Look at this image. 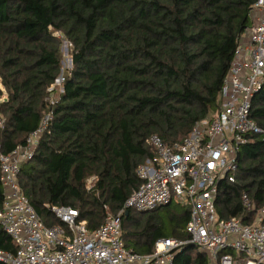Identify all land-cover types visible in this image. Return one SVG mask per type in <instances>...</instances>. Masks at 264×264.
<instances>
[{"label": "trees", "instance_id": "16d2710c", "mask_svg": "<svg viewBox=\"0 0 264 264\" xmlns=\"http://www.w3.org/2000/svg\"><path fill=\"white\" fill-rule=\"evenodd\" d=\"M257 0H0V154L24 144L52 111L33 157L18 175L23 193L47 225L62 224L51 206L79 209L96 230L118 214L140 186L137 170L155 151L148 138L181 142L220 108V93L240 38L252 25ZM58 32V34H56ZM73 66L63 92L49 103L62 73V43ZM2 95V94H1ZM251 118L264 127V82ZM238 151L236 180L218 187L221 218L264 207V135ZM1 176V169H0ZM97 178L88 191L85 179ZM253 202L248 210L242 202ZM4 188L0 177V209ZM190 210L178 202L121 216L126 247L141 254L160 238L190 239ZM0 248L16 245L0 224ZM0 264H5L0 261ZM173 264H209L188 243Z\"/></svg>", "mask_w": 264, "mask_h": 264}, {"label": "built area", "instance_id": "2783aa9c", "mask_svg": "<svg viewBox=\"0 0 264 264\" xmlns=\"http://www.w3.org/2000/svg\"><path fill=\"white\" fill-rule=\"evenodd\" d=\"M252 25L240 38L225 77L220 108L198 121L191 132L172 145L157 134L148 138L155 151L139 166L142 179L126 199L118 214L105 205L107 216L96 230L80 219L78 208L53 205L51 210L62 224L47 225L23 193L18 175L21 165L30 160L49 126L52 111L42 119L24 144L0 154L1 181L4 188L0 224L10 235L16 251L0 248L5 264H173L174 255L188 243L207 253L209 264H264V207L239 217L221 218L216 197L221 181L234 182L238 171V151L251 140V134H263L250 116L252 98L264 82V0L252 9ZM70 44V43H69ZM64 73L51 84V96L63 92ZM59 93V94H60ZM88 191L96 190L97 178L85 179ZM190 210L186 230L190 239L160 238L154 250L141 254L130 250L122 239L121 216L129 208L148 211L171 202ZM251 210L252 199L242 196Z\"/></svg>", "mask_w": 264, "mask_h": 264}, {"label": "rangeland", "instance_id": "374dc122", "mask_svg": "<svg viewBox=\"0 0 264 264\" xmlns=\"http://www.w3.org/2000/svg\"><path fill=\"white\" fill-rule=\"evenodd\" d=\"M58 34V32L56 33ZM59 35V34H58ZM73 66L72 57H71V47L70 44L63 39L62 43V72L65 74L67 70L71 69ZM0 87H2V84L0 82ZM59 91L56 93L54 92L51 96L59 95ZM2 94V95H1ZM7 97L6 92L3 91L0 93V101L5 99Z\"/></svg>", "mask_w": 264, "mask_h": 264}]
</instances>
